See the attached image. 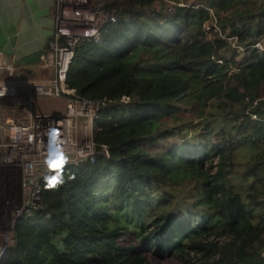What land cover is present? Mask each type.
<instances>
[{
	"label": "trees",
	"instance_id": "16d2710c",
	"mask_svg": "<svg viewBox=\"0 0 264 264\" xmlns=\"http://www.w3.org/2000/svg\"><path fill=\"white\" fill-rule=\"evenodd\" d=\"M93 5L113 20L67 86L107 101L91 135L108 158L43 176L0 264H264V0Z\"/></svg>",
	"mask_w": 264,
	"mask_h": 264
},
{
	"label": "built area",
	"instance_id": "2783aa9c",
	"mask_svg": "<svg viewBox=\"0 0 264 264\" xmlns=\"http://www.w3.org/2000/svg\"><path fill=\"white\" fill-rule=\"evenodd\" d=\"M93 1L55 0L53 32L38 65L43 69H51L52 78L16 82L11 76L27 66L6 65L0 59V92L3 93L0 95V176L4 173L14 181L19 180L22 190L27 194L17 209L10 211V222L15 223L18 219L30 216L36 209L40 200V181L52 170L46 163L50 151L58 147L67 157L64 164L93 163L97 153H104L108 158L106 147L95 151L96 145L91 135L107 101L93 102L78 98L74 90L67 86V75L76 46L89 39L99 41L102 29L113 20V15L94 9ZM200 6L195 4L194 8ZM221 39L228 40L225 36H221ZM254 47L264 50L260 44ZM4 72L8 75L5 79ZM45 97L64 98V112L60 115L36 113L32 108L33 100ZM6 103L17 109L23 118L4 121L1 109ZM52 131L56 132V143L50 145L49 134ZM6 245L0 251V263L5 258Z\"/></svg>",
	"mask_w": 264,
	"mask_h": 264
},
{
	"label": "crops",
	"instance_id": "0c3cea01",
	"mask_svg": "<svg viewBox=\"0 0 264 264\" xmlns=\"http://www.w3.org/2000/svg\"><path fill=\"white\" fill-rule=\"evenodd\" d=\"M55 10V0H20L19 3V31L18 35L23 36V44L28 54H32L44 47L46 50L53 32V17ZM22 23L24 28L22 27ZM2 62L3 59L0 57ZM4 72L3 79L6 78ZM53 77L51 69H43L39 66H30L25 69L15 71L11 76L12 80L20 81H42ZM64 101V108L66 100ZM65 110V109H64Z\"/></svg>",
	"mask_w": 264,
	"mask_h": 264
},
{
	"label": "rangeland",
	"instance_id": "374dc122",
	"mask_svg": "<svg viewBox=\"0 0 264 264\" xmlns=\"http://www.w3.org/2000/svg\"><path fill=\"white\" fill-rule=\"evenodd\" d=\"M32 108L41 115H60L65 109L62 97L36 98L33 100ZM1 110L4 121L23 118V115L17 109H13V106L7 103L3 105ZM26 197L27 194L22 190L19 180L14 181L13 178L5 176L4 173L3 176H0V251L3 249V245L6 243L9 245L10 238L12 239L14 223L13 221L10 222V211L16 210ZM143 252L150 259L148 264H181L172 257L157 259L146 249Z\"/></svg>",
	"mask_w": 264,
	"mask_h": 264
},
{
	"label": "water",
	"instance_id": "95a60500",
	"mask_svg": "<svg viewBox=\"0 0 264 264\" xmlns=\"http://www.w3.org/2000/svg\"><path fill=\"white\" fill-rule=\"evenodd\" d=\"M19 3L20 0H0V57L4 64L14 66H38L45 54L44 47L28 54L23 44V36L18 35L19 29ZM22 27L23 23H22ZM100 146L95 147V151H100ZM14 238H12V242Z\"/></svg>",
	"mask_w": 264,
	"mask_h": 264
},
{
	"label": "clouds",
	"instance_id": "9594fccd",
	"mask_svg": "<svg viewBox=\"0 0 264 264\" xmlns=\"http://www.w3.org/2000/svg\"><path fill=\"white\" fill-rule=\"evenodd\" d=\"M2 94L3 93L0 92V95ZM55 143H56V132L52 131L49 134V144L52 145ZM66 160L67 157L61 150H59L58 147L56 150L49 152L46 163L50 169L54 170L55 174L49 175L45 178L46 187L55 188L58 184L64 183L62 172L60 170L62 169Z\"/></svg>",
	"mask_w": 264,
	"mask_h": 264
}]
</instances>
